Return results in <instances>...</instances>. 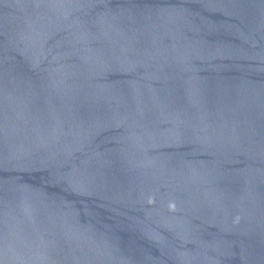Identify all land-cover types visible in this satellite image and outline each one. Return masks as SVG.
<instances>
[{
    "label": "water",
    "instance_id": "water-1",
    "mask_svg": "<svg viewBox=\"0 0 264 264\" xmlns=\"http://www.w3.org/2000/svg\"><path fill=\"white\" fill-rule=\"evenodd\" d=\"M0 264H264V0H0Z\"/></svg>",
    "mask_w": 264,
    "mask_h": 264
}]
</instances>
